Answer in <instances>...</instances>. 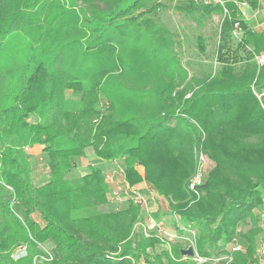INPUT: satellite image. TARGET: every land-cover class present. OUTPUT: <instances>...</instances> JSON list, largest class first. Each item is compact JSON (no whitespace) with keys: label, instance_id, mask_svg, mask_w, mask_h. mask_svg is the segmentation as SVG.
<instances>
[{"label":"trees","instance_id":"1","mask_svg":"<svg viewBox=\"0 0 264 264\" xmlns=\"http://www.w3.org/2000/svg\"><path fill=\"white\" fill-rule=\"evenodd\" d=\"M229 3L221 66L199 74L160 21V0H0V264H189L183 242L144 233L136 201L108 207L106 169L118 160L130 184L167 201L174 223L194 226L201 255L235 241L231 264L258 262L264 65L254 53L264 30ZM183 8L198 22L224 14L192 0ZM35 145L49 169L39 185ZM89 149L95 162L80 169ZM201 153L211 162L191 190Z\"/></svg>","mask_w":264,"mask_h":264},{"label":"rangeland","instance_id":"2","mask_svg":"<svg viewBox=\"0 0 264 264\" xmlns=\"http://www.w3.org/2000/svg\"><path fill=\"white\" fill-rule=\"evenodd\" d=\"M164 7H162L159 12V19L160 21L168 27L171 31L176 32L177 37L179 38L181 42V46L178 47V50L180 52V55L182 57V62L184 65H187L188 63L192 64V67L194 70L197 71V73L202 74L203 72H206L208 70H217L220 68L221 63L217 60V45L220 41V26L221 22L223 21V18L225 14H213L211 17L201 19L200 22L196 21L194 16H191L189 13L185 11L183 8L188 0H160ZM229 6H233V3L227 4ZM239 9L242 13V16L245 17L242 8L244 5L240 3ZM245 13H249V9H244ZM198 15H196L197 17ZM242 32L241 30L239 33H232V43L234 45H237L238 40L241 36ZM204 36L205 37V43H206V50L205 52H202L198 46L197 38L198 36ZM36 158V165L34 167L33 176L35 179V183L37 185L42 184L45 182V180L48 177L49 169L46 164V156L39 155L35 156ZM96 155L93 152L92 149H89L87 151V154L85 157L81 158L79 161L80 169H86V166L91 162H95ZM117 166L123 167V162L121 160H118L115 165L110 167L111 173H114L117 176H119L118 173L115 172V169ZM118 167V168H120ZM79 172L77 171V173ZM140 188L141 185H138ZM143 189V188H142ZM144 190V189H143ZM148 197H150V205H149V212L154 216V213L158 215V222H162L163 225L168 226V228L172 225V216L169 214V208L168 203L165 199L156 198L155 195H152L150 193H147L144 191ZM155 197V198H154ZM160 197V196H159ZM125 202V201H124ZM123 203H111L109 208L114 207H120ZM263 212L262 216V224L264 227V208L261 210V213ZM144 217L143 210H142V218ZM252 226L251 221L248 219L241 223L239 230L245 232L248 229H250ZM264 242V228L263 232L259 235V242H258V248H257V257L258 262L255 264H264V258L260 261L259 260V247ZM236 242H230L226 245L227 250H231L232 246ZM186 249V248H185ZM24 253V250L18 249L15 251V256H19ZM184 255V254H183ZM225 256L227 255V252H220L214 254L209 261L201 263V264H227V259ZM189 257V264H195V261L192 256L184 255V258ZM219 259V260H218Z\"/></svg>","mask_w":264,"mask_h":264},{"label":"built area","instance_id":"3","mask_svg":"<svg viewBox=\"0 0 264 264\" xmlns=\"http://www.w3.org/2000/svg\"><path fill=\"white\" fill-rule=\"evenodd\" d=\"M192 1L199 6L218 5L223 9V13L225 15L230 14L227 6L229 2H236V4L238 5L240 3L244 4V2H240V0ZM240 30L241 29L239 27V23L236 22L233 33H239ZM254 62L259 67L264 65V53H254ZM259 97H262L264 99V91L259 95ZM210 162L211 161L206 154H200L198 169L189 182V188L191 190H196L197 186L202 183L207 166ZM118 167L120 166H117V168L115 169V172L119 174V176L117 177L114 173H111V169H106V180L109 184V199L111 200V202L121 204L127 199L136 201L143 210L144 217L142 218V220H140L139 224L146 235H150L151 232H156V234L160 236L167 244H169L170 242L181 241L184 243L183 249L192 246L194 248V255L191 257V259L193 258L195 264H201L209 261L211 257H205L201 255L197 250L195 244L196 229L194 228V226L191 224H181L177 217L175 218L176 223L173 222L169 228L168 226L163 225L162 222H158V220L148 210L151 203L150 197H148V195L143 191L142 188L138 186V184H130L125 177L123 167ZM241 249L242 246L238 243H235L232 246V249L227 252L228 256H225L227 259V264H231L233 260V256L230 252L238 251ZM258 252L259 260L261 261L264 258V242H262V244L260 245Z\"/></svg>","mask_w":264,"mask_h":264},{"label":"crops","instance_id":"4","mask_svg":"<svg viewBox=\"0 0 264 264\" xmlns=\"http://www.w3.org/2000/svg\"><path fill=\"white\" fill-rule=\"evenodd\" d=\"M240 2H244V7L242 8V11L245 15V19L248 20L249 25L256 30H264V0H259L257 2V7H254L249 0H240ZM239 7V6H238ZM249 9V13L246 14L244 9ZM29 152H31L34 156L42 155V146L35 145L29 149ZM80 161V160H79ZM114 164H110L109 168L112 167ZM138 185H141L144 190L147 193H150L152 195H155L156 198L159 197L154 191H151L145 182L138 183ZM154 197V198H155ZM114 208H117L114 207Z\"/></svg>","mask_w":264,"mask_h":264},{"label":"water","instance_id":"5","mask_svg":"<svg viewBox=\"0 0 264 264\" xmlns=\"http://www.w3.org/2000/svg\"><path fill=\"white\" fill-rule=\"evenodd\" d=\"M182 254L188 255V256H193L194 255V248L192 246H189L186 249H182Z\"/></svg>","mask_w":264,"mask_h":264}]
</instances>
